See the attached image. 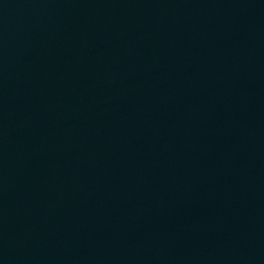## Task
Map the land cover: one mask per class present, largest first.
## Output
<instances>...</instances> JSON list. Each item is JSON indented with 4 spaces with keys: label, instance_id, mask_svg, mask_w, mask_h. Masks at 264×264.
Segmentation results:
<instances>
[{
    "label": "water",
    "instance_id": "95a60500",
    "mask_svg": "<svg viewBox=\"0 0 264 264\" xmlns=\"http://www.w3.org/2000/svg\"><path fill=\"white\" fill-rule=\"evenodd\" d=\"M196 0H0V236Z\"/></svg>",
    "mask_w": 264,
    "mask_h": 264
}]
</instances>
